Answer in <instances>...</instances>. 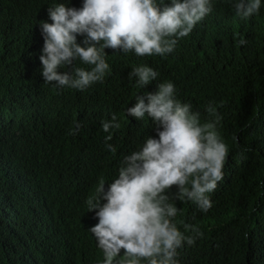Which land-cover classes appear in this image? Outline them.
Listing matches in <instances>:
<instances>
[{
    "label": "trees",
    "instance_id": "1",
    "mask_svg": "<svg viewBox=\"0 0 264 264\" xmlns=\"http://www.w3.org/2000/svg\"><path fill=\"white\" fill-rule=\"evenodd\" d=\"M83 2L0 0V264H103L90 231L98 209L89 211L87 201L101 179L107 190L118 178L125 155L148 136L158 139L147 115L137 120L126 109L165 81L200 112L201 122L212 119L209 103L216 107L229 147L207 212L192 201H173L181 209L178 228L189 223L203 233L178 250V264H264V0L246 20L236 16L234 0H212L211 13L164 57L106 48L109 72L84 91L45 83L41 22L52 23L48 7L80 9ZM84 39L78 35L77 43L84 46ZM145 64L159 76L141 88L129 72ZM75 66L88 68L79 60ZM113 114L121 124L108 141L115 153L102 129ZM77 123L79 131L69 135ZM177 191L172 186L167 194Z\"/></svg>",
    "mask_w": 264,
    "mask_h": 264
},
{
    "label": "clouds",
    "instance_id": "2",
    "mask_svg": "<svg viewBox=\"0 0 264 264\" xmlns=\"http://www.w3.org/2000/svg\"><path fill=\"white\" fill-rule=\"evenodd\" d=\"M232 7L246 20L259 13L261 0H234ZM212 10V0H84L80 9L54 4L48 7L52 23L41 22V75L45 83L84 91L102 83L109 72L106 48L134 51L139 57L167 56ZM78 35L85 36L84 46L77 43ZM77 60L88 68L75 66ZM129 76L145 88L159 73L145 64L132 68ZM135 99L127 115L137 120L147 115L158 139L148 136L140 149L125 155L118 178L107 190L100 180L96 195L87 201L89 211L98 209V223L90 231L103 252V264H178V250L193 245L203 233L189 223L183 224V232L178 228L174 219L181 209L173 201H192L202 212L212 207L209 193L224 178L229 153L218 130L223 117L210 102L206 111L212 119L201 122L199 111L177 99L171 81ZM80 127L77 123L69 135ZM120 128L115 114L102 121L103 131L109 133L106 148L112 153L117 149L108 141L112 130ZM172 186L178 191L169 195ZM101 199L107 202L101 205Z\"/></svg>",
    "mask_w": 264,
    "mask_h": 264
},
{
    "label": "bare ground",
    "instance_id": "3",
    "mask_svg": "<svg viewBox=\"0 0 264 264\" xmlns=\"http://www.w3.org/2000/svg\"><path fill=\"white\" fill-rule=\"evenodd\" d=\"M4 204V203H3ZM8 208V207H7Z\"/></svg>",
    "mask_w": 264,
    "mask_h": 264
}]
</instances>
